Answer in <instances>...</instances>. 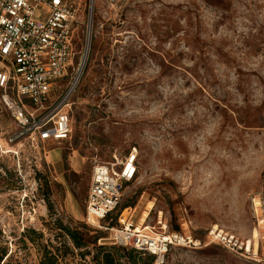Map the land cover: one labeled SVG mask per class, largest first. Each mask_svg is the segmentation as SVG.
<instances>
[{
  "label": "rangeland",
  "instance_id": "374dc122",
  "mask_svg": "<svg viewBox=\"0 0 264 264\" xmlns=\"http://www.w3.org/2000/svg\"><path fill=\"white\" fill-rule=\"evenodd\" d=\"M68 2L78 9L72 60L84 59L70 137L11 143L16 124L1 115L3 262L39 264L48 244L70 248L61 264H94L92 246L76 249L59 227L112 245L87 215L92 168L133 147L138 173L113 217L129 206L139 223L161 218L202 238L217 226L264 252V0ZM163 264L257 263L211 244L172 249Z\"/></svg>",
  "mask_w": 264,
  "mask_h": 264
},
{
  "label": "built area",
  "instance_id": "2783aa9c",
  "mask_svg": "<svg viewBox=\"0 0 264 264\" xmlns=\"http://www.w3.org/2000/svg\"><path fill=\"white\" fill-rule=\"evenodd\" d=\"M77 16V7L68 0H0V102L16 124L9 142L26 140L46 145L70 137L71 99L84 60L76 64L72 60ZM66 78L70 79L60 90L57 82ZM137 173L136 147L112 161L93 165L87 215L94 226L108 232L112 244L151 254L155 264H163L172 249L198 250L211 244L264 264V252L260 253L250 240L217 226L202 238L190 231H170L161 218L154 225L139 223L129 206L113 217L125 187Z\"/></svg>",
  "mask_w": 264,
  "mask_h": 264
},
{
  "label": "trees",
  "instance_id": "16d2710c",
  "mask_svg": "<svg viewBox=\"0 0 264 264\" xmlns=\"http://www.w3.org/2000/svg\"><path fill=\"white\" fill-rule=\"evenodd\" d=\"M109 220L110 217L106 219V222H109ZM111 224H114V222H112ZM59 228L65 232V234L72 241L76 249H87L88 247L92 246V248L96 252L91 259L94 264H124L122 258L127 255L131 263H137L139 254L146 253L144 251L132 247H126L112 243V245H98V242L100 243V240L102 239V236L99 235L98 231H96V234L90 240H88L86 238V232L80 230L79 228L71 229L70 227L64 226L62 224H60ZM69 252V247H65V250L62 252V249L59 247L51 245L50 248L48 244H45L41 249V258L39 264H61L60 259L65 260ZM80 254L82 257L86 256L90 254V250L86 252H81ZM6 257H9V253L7 251L2 250L0 252V264H6L3 262L4 258ZM147 259V264H153L154 260L156 261L155 256L151 254H148Z\"/></svg>",
  "mask_w": 264,
  "mask_h": 264
},
{
  "label": "crops",
  "instance_id": "0c3cea01",
  "mask_svg": "<svg viewBox=\"0 0 264 264\" xmlns=\"http://www.w3.org/2000/svg\"><path fill=\"white\" fill-rule=\"evenodd\" d=\"M0 93H1V90H0ZM4 112H6L9 116H10V114L8 113V111L5 109V107L3 106V104L0 102V126H1V115H2V113H4ZM11 117V116H10ZM12 118V117H11ZM15 123V122H14ZM51 142H53V143H59V142H57V141H51ZM54 155V154H53ZM55 157H56V154H55V156L54 157H51V159H55Z\"/></svg>",
  "mask_w": 264,
  "mask_h": 264
},
{
  "label": "bare ground",
  "instance_id": "6f19581e",
  "mask_svg": "<svg viewBox=\"0 0 264 264\" xmlns=\"http://www.w3.org/2000/svg\"><path fill=\"white\" fill-rule=\"evenodd\" d=\"M10 152H11V151H10ZM257 235H258V232H257V231H255V232H254V236H253V237H254V238H257ZM252 241H253V240H252ZM256 241H257V240H256ZM250 243H251V241H250Z\"/></svg>",
  "mask_w": 264,
  "mask_h": 264
}]
</instances>
